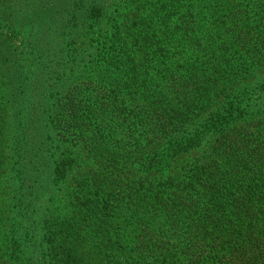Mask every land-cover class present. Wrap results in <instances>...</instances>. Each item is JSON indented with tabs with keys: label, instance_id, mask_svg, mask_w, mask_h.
<instances>
[{
	"label": "trees",
	"instance_id": "trees-1",
	"mask_svg": "<svg viewBox=\"0 0 264 264\" xmlns=\"http://www.w3.org/2000/svg\"><path fill=\"white\" fill-rule=\"evenodd\" d=\"M119 1L0 0V259L264 264V8Z\"/></svg>",
	"mask_w": 264,
	"mask_h": 264
},
{
	"label": "rangeland",
	"instance_id": "rangeland-1",
	"mask_svg": "<svg viewBox=\"0 0 264 264\" xmlns=\"http://www.w3.org/2000/svg\"><path fill=\"white\" fill-rule=\"evenodd\" d=\"M81 1L82 0H75V5L73 7V12L72 11H67V14H75L78 13L79 9L81 8ZM141 1L138 0H133L132 2V7L136 4H139ZM232 2H234V0H228L227 4H231ZM249 2V7L254 8V6H258L261 8H264V0H251L248 1ZM120 4H124V0H120L119 1ZM183 3V1L181 2ZM246 5V3H244ZM240 5V3H239ZM238 5V6H239ZM218 10L216 11H207L206 12V16L204 18V20H202L201 22L198 23L199 29L205 31L210 28L212 23H219L221 21H224L225 19V15L224 12L219 9L218 7L216 8ZM126 14L128 16L131 15V12H126ZM264 77V71L259 72V71H255L250 78H248V80L245 82L246 84H251L253 83V81L257 80L258 78H262ZM59 93H63L64 94V90L62 92ZM58 93V94H59ZM214 106H210L206 111L203 112V114L201 115L200 119L206 118L213 109ZM257 121L254 122H249L247 124V128L248 129H253L254 125H256ZM243 124H238V127H242ZM7 163L8 160L5 159L4 163H3V172L0 175V207L2 209V215L5 217L7 215V211L9 210L10 207V193H9V171H8V167H7ZM73 173V172H72ZM72 175V174H71ZM74 180L73 178H71L70 176H67L65 178H62L61 181L59 182L57 188L55 189V193H54V203L55 205H59V204H67L70 202V197L68 195L69 192V187H71L72 185H74ZM3 258L0 259V263L3 259H5V261H3L2 264H11L8 260H6L5 256H2Z\"/></svg>",
	"mask_w": 264,
	"mask_h": 264
}]
</instances>
